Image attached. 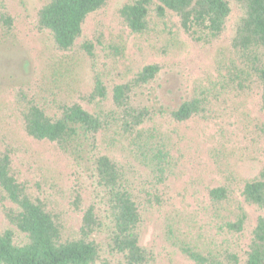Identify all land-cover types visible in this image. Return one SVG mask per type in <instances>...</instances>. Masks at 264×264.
I'll list each match as a JSON object with an SVG mask.
<instances>
[{
    "label": "rangeland",
    "instance_id": "374dc122",
    "mask_svg": "<svg viewBox=\"0 0 264 264\" xmlns=\"http://www.w3.org/2000/svg\"><path fill=\"white\" fill-rule=\"evenodd\" d=\"M46 1L0 0V9H6L14 21L10 33L0 31V148L12 147V165L19 180L64 212V224L71 233L77 231L81 217L72 206L76 194L82 199V209L90 202L95 204L107 228L108 213L89 157L88 140L78 136L63 151L50 142L31 139L23 132L15 93L19 87L28 94L36 92L42 102L54 107L55 103L79 100L83 91L92 88L97 74L110 92L114 84L131 78L144 65L157 63L161 71L146 93L164 113L150 126L170 143L171 153L179 161V177L173 184L176 198L169 220L160 218L162 209L147 213L141 243L153 250L149 264H196L182 247L201 254L228 250L243 261L260 213L244 205L247 220L241 232L228 231L225 222L233 218L237 205L233 199L241 200L242 184L264 168V113L255 73H240L246 66L242 55L233 53L227 38L215 45L191 40L179 30L177 17L169 11L164 17L151 11L147 29L131 32L118 10L135 0H109L102 11L87 19L84 35L76 44L101 31L102 42L95 45L94 58L79 52L77 45L59 51L49 31L36 27V13ZM232 6V16L239 17V9ZM231 62L238 65V86L222 87ZM192 94L208 98L207 115L180 124L171 122L167 112ZM108 103L99 104L107 108ZM87 108L97 110L92 104ZM111 134L98 136V148L121 160L127 152ZM209 184L228 188L230 200L212 205L206 196ZM5 207L14 205L0 188V231L11 228L15 240L22 241L24 235L5 219Z\"/></svg>",
    "mask_w": 264,
    "mask_h": 264
},
{
    "label": "trees",
    "instance_id": "16d2710c",
    "mask_svg": "<svg viewBox=\"0 0 264 264\" xmlns=\"http://www.w3.org/2000/svg\"><path fill=\"white\" fill-rule=\"evenodd\" d=\"M135 0L118 10L123 23L133 33L147 29L151 11L159 17L167 11L177 17L179 30L195 42L215 45L228 39L233 53L244 58L246 66L240 73H255L259 104L264 113V0ZM109 0H47L37 11L35 23L48 30L54 47L70 51L77 45L82 54L95 57V45L101 44L102 33L93 39L84 38V26L90 16L102 11ZM240 15L234 18L233 6ZM14 21L4 8L0 9V31L10 33ZM157 63L144 65L131 78L116 83L109 92L99 74L89 91L79 100L55 103L42 102L35 92L18 88L15 93L17 112L23 132L33 140L47 141L63 151L78 136L89 142V157L108 213L109 226L104 227L94 203L81 208L82 199L76 194L73 209L81 212L79 226L71 233L64 224V212L56 209L50 199L33 194L19 180L13 168V149L0 148V188L14 207L3 208L5 219L15 231H0V264H149L153 250L142 245L147 213L162 209L161 219L169 220L175 204L173 184L179 177V161L171 153L170 143L150 126L164 112L147 97V87L159 75ZM222 87L238 86V65L231 62ZM110 93V96H109ZM108 101L102 108L100 102ZM208 98L196 94L186 97L177 109L167 112L174 123H183L208 113ZM97 110L87 108V105ZM110 136L126 157L114 160L100 151L98 136ZM206 196L212 205L231 198L228 188L209 184ZM241 200L236 202L233 218L225 222L228 231H243L247 220L244 205L260 214L251 231L245 259L231 251L220 254H201L189 247L182 252L196 264H264V168L245 181L239 189ZM170 223L167 221V226ZM101 237H98L100 236Z\"/></svg>",
    "mask_w": 264,
    "mask_h": 264
}]
</instances>
